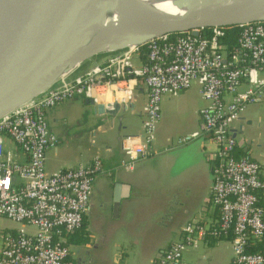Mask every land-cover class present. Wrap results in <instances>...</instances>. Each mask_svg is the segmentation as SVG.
I'll return each mask as SVG.
<instances>
[{
  "label": "built area",
  "instance_id": "1",
  "mask_svg": "<svg viewBox=\"0 0 264 264\" xmlns=\"http://www.w3.org/2000/svg\"><path fill=\"white\" fill-rule=\"evenodd\" d=\"M238 26L240 33L231 46L223 39L226 27H211L208 35L181 32L174 38L164 34L148 40L146 62L141 64H133L137 46L108 53L102 62L81 74L61 76L40 95L0 117V218L22 225L15 232L1 233L0 264H78L70 259L66 237L81 227L102 166L94 159L89 165L48 173L44 155L57 137L45 113L77 95L106 108L127 105L138 81L147 90L145 125L141 134L121 140L123 169H133L147 156L162 97L176 96L193 82L199 84L206 105L199 110V128L176 142L203 136L215 146L210 201L218 208V223H187L180 238L151 264H184L188 247L228 233L233 250L229 264H264L262 253L248 250L264 236L263 212L257 205L258 193H264V170L248 155H236L230 132L245 107L264 98V21Z\"/></svg>",
  "mask_w": 264,
  "mask_h": 264
},
{
  "label": "crops",
  "instance_id": "2",
  "mask_svg": "<svg viewBox=\"0 0 264 264\" xmlns=\"http://www.w3.org/2000/svg\"><path fill=\"white\" fill-rule=\"evenodd\" d=\"M107 55L89 59L69 76L83 73ZM141 63L138 53L133 64ZM146 100V87L138 81L131 102L114 117L94 111L83 95L46 110L48 126L57 137L56 145L44 155L46 171L89 165L94 159H99L102 166L92 183L90 207L81 227L66 237L70 259L75 263L151 264L180 238L187 223H218V208L210 201L215 146L203 136L180 145L176 142L199 128V110L206 101L197 82L176 96L162 98L155 140L147 156L133 169H122L125 153L121 140L143 132ZM262 101L251 103L254 105L232 123L230 132L236 140V155H248L264 170ZM64 153L66 160L61 159ZM117 183L122 197L115 215L113 192ZM110 218L114 226L103 231L100 223ZM232 256L230 238L207 237L184 251L183 262L229 264Z\"/></svg>",
  "mask_w": 264,
  "mask_h": 264
},
{
  "label": "water",
  "instance_id": "3",
  "mask_svg": "<svg viewBox=\"0 0 264 264\" xmlns=\"http://www.w3.org/2000/svg\"><path fill=\"white\" fill-rule=\"evenodd\" d=\"M222 1H200L202 5L214 4L212 13L154 15L160 31L157 36L181 32L199 36L204 28L264 21V14H221ZM117 2L126 0H0V117L40 95L85 61L125 49L123 42L128 34L119 38L111 50L90 53L73 63L94 40L107 10ZM87 103L93 105L94 111L111 117L126 106L114 103L106 108L89 99ZM120 188L115 184V215L122 197Z\"/></svg>",
  "mask_w": 264,
  "mask_h": 264
},
{
  "label": "bare ground",
  "instance_id": "4",
  "mask_svg": "<svg viewBox=\"0 0 264 264\" xmlns=\"http://www.w3.org/2000/svg\"><path fill=\"white\" fill-rule=\"evenodd\" d=\"M196 1L202 3L201 0H126L113 4L107 10L104 23L94 40L73 63L90 53L111 50L116 45L115 42L126 34L127 39L123 42L126 49H132L139 42L158 37L160 31L154 15H184L194 11L212 13L214 10V4H201L196 7ZM234 2L222 1L219 4L221 14H264V2Z\"/></svg>",
  "mask_w": 264,
  "mask_h": 264
},
{
  "label": "trees",
  "instance_id": "5",
  "mask_svg": "<svg viewBox=\"0 0 264 264\" xmlns=\"http://www.w3.org/2000/svg\"><path fill=\"white\" fill-rule=\"evenodd\" d=\"M209 29L210 28H204L200 31L201 34H205L208 35L209 34ZM240 33V28L238 25L236 26H229L226 27L224 30V36L223 39L224 41L229 44L230 46L235 44V42L237 41L238 35ZM178 33H170L168 34L169 38H174ZM139 51V55L142 58L143 62H146V45H141L140 48L138 49ZM98 57V56H97ZM85 63V62H84ZM83 64V63H82ZM258 201H257V205L262 209L263 212V219H264V193L259 192L258 193ZM232 234L228 233L225 237L227 238H231ZM222 237V236H221ZM264 237V236H263ZM256 242V243H251L250 246L248 247L249 251H253V252H260L264 255V239ZM210 239H220V238H215V237H208Z\"/></svg>",
  "mask_w": 264,
  "mask_h": 264
},
{
  "label": "rangeland",
  "instance_id": "6",
  "mask_svg": "<svg viewBox=\"0 0 264 264\" xmlns=\"http://www.w3.org/2000/svg\"><path fill=\"white\" fill-rule=\"evenodd\" d=\"M234 2V3H246V2H250V1H259V2H264V0H224V2ZM141 45H146L145 43H143V44H140V45H138L137 46V48L139 49L140 48V46ZM136 47V46H135ZM102 56H104V54L103 55H101V57ZM94 59H96V58H94ZM91 60H92V58H91ZM88 61V60H87ZM86 62V61H85ZM89 63H92V61H89ZM164 97V96H163ZM162 97V98H163ZM161 101H162V99H161ZM161 101H160V106H161ZM255 104V103H254ZM254 104H248L246 107H245V109L247 108V107H249V106H251V105H254ZM259 105H261L262 106V108L264 109V98H263V101L262 102H260L259 103ZM244 109V110H245ZM155 132H156V130H155ZM66 158H67V156L65 155V153H64V155H62L61 156V159L62 160H66ZM58 161H60V159L58 160ZM123 169V168H122ZM18 225H20V227H18L17 228V230L18 229H20V228H22V225L20 224V223H17V222H14V221H12V220H9V219H5V218H0V246H1V242H2V239H1V233L3 232V233H6V232H11V231H17V230H14L15 229V227H17ZM100 225H101V228H102V230L104 231V229L106 228V230H109V229H112V227L114 226V222H113V220L110 218V219H106V220H104V221H102L101 223H100ZM3 229V230H2ZM10 229H12V230H10ZM26 231H29V232H31L32 230H34L32 227H29V226H26L25 228H24Z\"/></svg>",
  "mask_w": 264,
  "mask_h": 264
}]
</instances>
